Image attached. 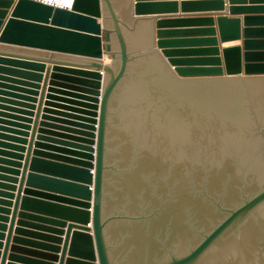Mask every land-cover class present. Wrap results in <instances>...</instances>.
Returning a JSON list of instances; mask_svg holds the SVG:
<instances>
[{
    "label": "water",
    "instance_id": "water-1",
    "mask_svg": "<svg viewBox=\"0 0 264 264\" xmlns=\"http://www.w3.org/2000/svg\"><path fill=\"white\" fill-rule=\"evenodd\" d=\"M131 1L0 0V72L46 83L34 148L0 133V264H264V6Z\"/></svg>",
    "mask_w": 264,
    "mask_h": 264
},
{
    "label": "crops",
    "instance_id": "crops-1",
    "mask_svg": "<svg viewBox=\"0 0 264 264\" xmlns=\"http://www.w3.org/2000/svg\"><path fill=\"white\" fill-rule=\"evenodd\" d=\"M113 4L116 8V10L119 12V15L121 18H126V17H131V13H130V8L132 6V1L131 0H112ZM150 2H154V1H161V2H176L177 3V13H172V15H196V16H200V15H210L213 14V18H215L216 14L219 13H226L227 16H231L229 15L228 9L230 7V4L228 2V0H223L224 2V7L222 10H213V11H207V12H199V11H191V12H187V13H180L181 12V8H180V3L182 1H200V0H149ZM238 6H243V7H250V6H264V0H244L242 2H240L239 4H237ZM168 13H165V15L163 16H169L167 15ZM249 14H259V15H264V12H255V13H249ZM245 14L244 13H239V14H234L232 16H237L238 18H242ZM151 16V15H150ZM235 44H240V41H228V42H220L219 43V47H225V46H230V45H235ZM16 49V48H15ZM15 49H8V50H15ZM16 50H28L25 53H29V52H36L34 50L31 49H16ZM31 50V51H30ZM30 54H39V55H44L43 52L40 53H30ZM55 58L61 59V60H67V61H71L74 63H80V62H85L86 59L83 58H79V57H73V56H69V55H59V54H55ZM0 76H3V79H0V83L2 84H7V85H1L0 86V90H3L2 92L0 91V126L3 128H0V133L6 134V135H12V136H16L17 138H24L23 133H16L10 130H5L4 128H11L14 130H18L20 132H24L26 129L24 128L27 124L29 125V129H27V136H26V140H27V144H25V152L23 153L24 156L26 155L27 150H31L34 147L31 145L32 143H34L35 141V127H36V122L38 121V115L41 112V110L38 111V109H42L43 108V104H41L42 102H44V98L42 97L43 95V91L42 89L45 88L46 83H44L45 79L43 78V85H41V89H39L37 92H39L38 95L34 96L32 93H27L25 92L23 89L21 88H30L32 90H35L34 87H28V85L24 84V83H20L18 80H23L26 82H34L31 80H28L26 78H22L19 76H15L9 73H5V72H0ZM9 78V79H4V78ZM35 83V82H34ZM8 93H5V92ZM23 96H27V97H35L36 101L35 103H32L31 99H28L26 97ZM3 98V99H1ZM19 102H23V105H21ZM52 102H59L57 100H53ZM26 104H33L34 105V109L32 110L33 115H28L27 113H25V111L23 110H30L29 107L24 106ZM63 104V103H61ZM41 107V108H40ZM53 107H55L53 105ZM52 108V107H50ZM26 118H30L31 119V123H27V119ZM31 127V128H30ZM0 141L2 142H6V143H15L12 140L9 139H0ZM17 145H21V142H17ZM0 149L2 150H7V151H12V152H16L18 153V150H12L9 148H5V147H0ZM0 157L3 158H9L12 159L10 156H6L5 154H0ZM12 160H17V159H12ZM27 161V160H26ZM23 162L22 165L26 164L25 161H21ZM25 162V163H24ZM4 166H9L7 164H2ZM11 168H15L14 166H10ZM3 174V173H2ZM5 174V173H4ZM20 180V178H19ZM17 186L19 185V182L16 184ZM7 233V232H6Z\"/></svg>",
    "mask_w": 264,
    "mask_h": 264
},
{
    "label": "bare ground",
    "instance_id": "bare-ground-1",
    "mask_svg": "<svg viewBox=\"0 0 264 264\" xmlns=\"http://www.w3.org/2000/svg\"><path fill=\"white\" fill-rule=\"evenodd\" d=\"M37 2H42L51 6L61 7V8H70L73 0H35Z\"/></svg>",
    "mask_w": 264,
    "mask_h": 264
}]
</instances>
